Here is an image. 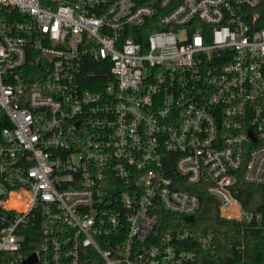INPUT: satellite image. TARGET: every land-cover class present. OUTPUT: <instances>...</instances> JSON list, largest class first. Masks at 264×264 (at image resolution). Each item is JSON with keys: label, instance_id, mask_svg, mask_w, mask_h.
<instances>
[{"label": "built area", "instance_id": "built-area-1", "mask_svg": "<svg viewBox=\"0 0 264 264\" xmlns=\"http://www.w3.org/2000/svg\"><path fill=\"white\" fill-rule=\"evenodd\" d=\"M258 3L0 0V264H193L201 189L261 227Z\"/></svg>", "mask_w": 264, "mask_h": 264}, {"label": "trees", "instance_id": "trees-1", "mask_svg": "<svg viewBox=\"0 0 264 264\" xmlns=\"http://www.w3.org/2000/svg\"><path fill=\"white\" fill-rule=\"evenodd\" d=\"M253 10L258 14V26L264 27V0H259ZM8 124V120L0 112V128ZM238 185L240 187L238 196L244 207L260 211L263 214L261 227L220 217L216 198L205 189H201L199 192L200 208L195 213V220L191 226L202 229H218L224 235L221 240L216 241L214 249L211 247L199 249L198 259L193 264H264V235L262 231L264 227V186L246 183L242 179L238 181ZM169 217H171V221L180 220L176 215H169ZM241 245L242 249L237 248ZM35 246L34 239L31 238L27 252H32Z\"/></svg>", "mask_w": 264, "mask_h": 264}, {"label": "water", "instance_id": "water-1", "mask_svg": "<svg viewBox=\"0 0 264 264\" xmlns=\"http://www.w3.org/2000/svg\"><path fill=\"white\" fill-rule=\"evenodd\" d=\"M193 216L189 215L186 217L187 220H193ZM36 256L35 254H32L29 258H27L24 262H22L21 264H35L36 263Z\"/></svg>", "mask_w": 264, "mask_h": 264}]
</instances>
